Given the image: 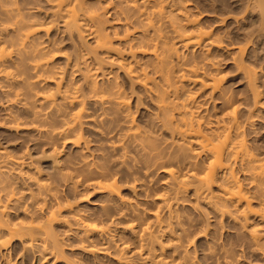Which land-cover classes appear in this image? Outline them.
Returning a JSON list of instances; mask_svg holds the SVG:
<instances>
[{"label":"clouds","instance_id":"clouds-1","mask_svg":"<svg viewBox=\"0 0 264 264\" xmlns=\"http://www.w3.org/2000/svg\"><path fill=\"white\" fill-rule=\"evenodd\" d=\"M0 264H264V0H0Z\"/></svg>","mask_w":264,"mask_h":264}]
</instances>
